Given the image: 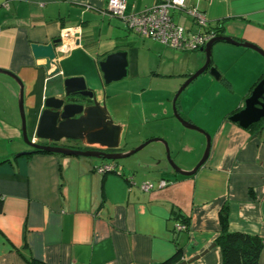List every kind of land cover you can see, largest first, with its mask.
I'll return each mask as SVG.
<instances>
[{"label":"crops","instance_id":"1","mask_svg":"<svg viewBox=\"0 0 264 264\" xmlns=\"http://www.w3.org/2000/svg\"><path fill=\"white\" fill-rule=\"evenodd\" d=\"M107 1L0 0V69L22 84L27 136L43 143L35 131L45 98L64 78L81 77L96 100L105 103L113 122L123 126L119 148L67 139L58 145L126 152L164 130L179 168L191 170L204 144L199 138V143L184 146V130L178 142L180 126L168 105L182 80L203 65L205 55L136 34L107 12ZM124 1V14L131 15L160 0ZM190 2L205 13L209 26H220L222 36L264 50V0ZM173 16L191 27L186 17ZM57 37L62 42L46 69V58H34L31 46ZM118 51L125 52L126 75L104 84L99 62ZM211 65L220 76L202 73L182 90L179 108L176 101L182 117L210 138L206 161L190 176L170 168L161 144L122 162L21 154L32 148L21 135L19 85L0 73V264H28L30 258L42 264H156L178 249L186 264H221L214 241L224 207L229 231L264 240V121L249 130L229 120L264 76V56L218 41L211 48ZM175 76L180 81L162 90V100L156 99L159 81ZM131 127L138 132L136 141L132 144L127 137L123 149ZM104 163L121 166L122 176L96 172L94 166ZM160 179L168 184L158 188ZM144 181L153 182V189H140ZM181 219L187 229L177 231ZM258 264H264V245Z\"/></svg>","mask_w":264,"mask_h":264},{"label":"water","instance_id":"2","mask_svg":"<svg viewBox=\"0 0 264 264\" xmlns=\"http://www.w3.org/2000/svg\"><path fill=\"white\" fill-rule=\"evenodd\" d=\"M218 41H225L248 47L264 56V50L248 42H240L228 36H216L198 50L205 55L203 65L187 77L172 99L173 116L184 127L199 131L206 136V145L202 157L191 170H182L174 163L170 157L167 142L163 138L148 139L126 152H104L95 149L79 150L58 145L60 140L67 139L79 141L87 146L97 143L109 150H116L119 148L123 126L113 122L105 103L96 100L93 91L86 86L85 81L81 77L64 78L60 83L54 85V94L48 95L44 100V108L35 131L36 138L43 141V143L30 141L27 136L23 113L22 84L13 74L0 69V73L11 76L19 85L18 107L21 117V135L24 143L32 148V151L22 152L21 154L41 150L61 155L119 160L129 157L149 143L157 141L164 145L165 160L175 173L184 176L195 174L209 155L210 138L207 133L203 132L180 115L176 101L182 90L202 73L209 71L215 78L220 76L217 69L211 65V48L213 44ZM61 42L62 38L57 37L47 44H33L31 47L34 58L45 57L46 65L44 68L47 69L50 61L55 57V48L60 45ZM126 66L125 52L118 51L107 55L105 59L99 62L104 84H109L112 81L124 77L126 75ZM57 72L58 71L55 70L52 74H56ZM262 119H264V78H261L245 98L243 107L229 116L230 121L237 123L244 129H247L249 126ZM198 257L199 256H196L195 259ZM180 264H186V262L182 261Z\"/></svg>","mask_w":264,"mask_h":264},{"label":"built area","instance_id":"3","mask_svg":"<svg viewBox=\"0 0 264 264\" xmlns=\"http://www.w3.org/2000/svg\"><path fill=\"white\" fill-rule=\"evenodd\" d=\"M125 7L124 0H108L106 4L107 12L113 17L120 18L126 28L169 48L185 52L197 51L215 37L213 29L209 28L205 13L200 11L190 0H160L131 15L124 14ZM174 13L189 19L191 27L187 29L176 22ZM35 141L36 139L33 138L32 142ZM94 169L100 174L113 172L122 176L121 166H116L114 163L96 165ZM126 179L129 184H134L131 176ZM167 184V180L160 179L156 185L158 188H162ZM139 187L144 191H149L153 189L154 183L144 181L140 183ZM175 229L184 231L187 226L179 221L175 224Z\"/></svg>","mask_w":264,"mask_h":264},{"label":"trees","instance_id":"4","mask_svg":"<svg viewBox=\"0 0 264 264\" xmlns=\"http://www.w3.org/2000/svg\"><path fill=\"white\" fill-rule=\"evenodd\" d=\"M209 28L213 29L215 37L222 36L221 28L219 25H216L215 27L209 26ZM261 78H264V76H262ZM262 121H264V119L252 124L247 129L252 130L253 128L257 127ZM36 151L45 152L41 150ZM180 222L187 226V221L185 219H181ZM219 223L220 233L214 242L221 251V264H258V259L262 249V245H264V240L257 236H251L242 232L229 231L227 224V210L225 209V207L219 213ZM180 262L181 252L178 249L172 256L156 264H179ZM28 264L42 263L33 258H30L28 260Z\"/></svg>","mask_w":264,"mask_h":264},{"label":"rangeland","instance_id":"5","mask_svg":"<svg viewBox=\"0 0 264 264\" xmlns=\"http://www.w3.org/2000/svg\"><path fill=\"white\" fill-rule=\"evenodd\" d=\"M187 21L189 22V19H187ZM207 73L208 74H210L209 73V71H207ZM180 79H181V77H179V76H175V77H173V79H170V78H166L164 81H159V88H161V89H159V91H157V92H155L156 93V99H163V95L165 94H163V89L165 90V89H167V88H169V87H171V85H174V84H176V83H178V81H180ZM186 79V78H185ZM185 79L184 80H182V82L180 83V85L177 87V89H176V91L178 90V88L183 84V82L185 81ZM177 80V81H176ZM191 84H193V82H191L189 85H191ZM188 87V86H187ZM182 93H183V91L180 93V95L178 96V98H177V103H178V108H179V105H180V102H179V100H181V95H182ZM174 94H175V92H174ZM174 94H171V97L169 98V105H168V107H169V109L171 110V112H172V99H173V96H174ZM178 111H179V109H178ZM179 113H181L180 111H179ZM181 115V114H180ZM182 116V115H181ZM178 122V124H179V126H180V129L177 131V140H178V142H181L182 140H181V138H180V136H181V132H182V130H184L185 132H188V133H186L185 135H184V139H183V145L185 146V145H193L195 142H196V140H197V143H199L198 142V140H199V138H200V141H202V144H204L203 145V150H202V153H203V151H204V148H205V143H206V136L205 135H203V134H199L197 131H194V130H191V129H186V127H184L179 121H177ZM133 127H131L129 130V133H126L125 134V136H124V139H123V145H121V148H125V142L127 141V137H131L130 139H129V141H132V144H134L135 143V141H136V135H137V131H136V128H133ZM186 129V130H185ZM163 132H165L164 130H162V132H159L158 134H157V136H152V137H148V138H146L144 141H146V140H148V139H151V138H163L164 140H166V142H167V145H168V148H169V153H170V157H171V159L174 161V163L178 166V167H180L179 166V164H178V162H177V160L175 159V157H174V155L173 154H171V151H170V147H169V143H168V138H167V136L163 133ZM126 140V141H125ZM143 141V142H144ZM187 142L189 143V144H187ZM142 143V142H141ZM141 143H139V144H141ZM138 144V145H139ZM154 144H161V146H163V148H164V150H165V147H164V145L162 144V143H160V142H157V141H154V142H151V143H149L148 145H146L145 147H143L142 149H144V148H146L147 146H150V145H154ZM138 145H136L135 147H137ZM184 146H183V148H184ZM134 147V148H135ZM141 149V150H142ZM129 150H131V149H129ZM128 151V150H127ZM140 151V150H139ZM139 151H137V152H139ZM136 152V153H137ZM136 153H134V154H136ZM185 153L186 152H184V151H182V153H181V155H185ZM202 153H201V156H202ZM133 154V155H134ZM133 155H130L129 157H126V158H124V159H119V160H117V162H122L123 160H126V159H128V158H130L131 156H133ZM201 156H200V158H201ZM199 158V159H200ZM198 162V161H197Z\"/></svg>","mask_w":264,"mask_h":264}]
</instances>
